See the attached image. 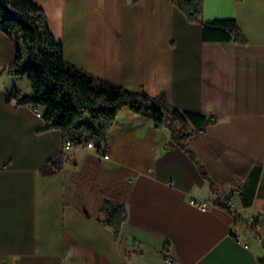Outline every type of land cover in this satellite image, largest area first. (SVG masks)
<instances>
[{"label": "crops", "instance_id": "crops-1", "mask_svg": "<svg viewBox=\"0 0 264 264\" xmlns=\"http://www.w3.org/2000/svg\"><path fill=\"white\" fill-rule=\"evenodd\" d=\"M33 1L67 61L211 124L192 156L125 106L101 146L66 149L60 129L9 98L32 82L8 72L15 45L0 29V264H262L264 0H205L204 21L234 17L247 39L227 43L205 41L172 0ZM61 153L63 168L43 172ZM106 199L126 206L119 238Z\"/></svg>", "mask_w": 264, "mask_h": 264}, {"label": "trees", "instance_id": "trees-1", "mask_svg": "<svg viewBox=\"0 0 264 264\" xmlns=\"http://www.w3.org/2000/svg\"><path fill=\"white\" fill-rule=\"evenodd\" d=\"M172 2L190 22L202 23L205 41L227 43L247 40L234 17L204 21L205 0ZM11 7L13 13L0 5V29L14 40L15 45V55L7 70L13 75L27 76L32 82V91L20 94L14 89L9 93V98L15 97L18 103L40 107L47 128L60 129L64 143L69 140L76 147L91 138L101 146L110 135L119 111L128 106L134 112L150 116L156 128L169 130L174 142L194 156L191 138L195 132L209 127L210 116L180 110L163 95L131 91L70 63L65 58L62 42L51 31L43 7L33 0H11ZM177 122L191 123L193 129L182 130ZM65 159L63 153L51 157L44 165L43 172L60 170ZM199 166L204 176L209 178L204 167ZM210 185L213 190L217 189L213 180H210ZM102 211L106 222L114 228L116 238H119L122 224L127 218L126 206L106 199ZM252 228L257 231L254 223ZM260 261L264 264V257Z\"/></svg>", "mask_w": 264, "mask_h": 264}, {"label": "built area", "instance_id": "built-area-1", "mask_svg": "<svg viewBox=\"0 0 264 264\" xmlns=\"http://www.w3.org/2000/svg\"><path fill=\"white\" fill-rule=\"evenodd\" d=\"M34 110H35V113L37 116L42 117V110L40 107H34ZM85 145L88 148L96 147L94 140L91 138H87ZM64 146L66 149H70L73 147L71 141H69V140L64 143ZM104 157L109 158V155L107 153H105ZM190 203L195 205V206H199L203 210H206L208 208V203L206 201H202V200H199V199L194 198V197L190 199ZM252 222L254 223L255 227L258 229L259 228V221L256 219H253ZM168 259L172 260L171 257ZM140 264H144V263H140Z\"/></svg>", "mask_w": 264, "mask_h": 264}, {"label": "water", "instance_id": "water-1", "mask_svg": "<svg viewBox=\"0 0 264 264\" xmlns=\"http://www.w3.org/2000/svg\"><path fill=\"white\" fill-rule=\"evenodd\" d=\"M0 5L9 13H13V9L11 7V0H0Z\"/></svg>", "mask_w": 264, "mask_h": 264}, {"label": "rangeland", "instance_id": "rangeland-1", "mask_svg": "<svg viewBox=\"0 0 264 264\" xmlns=\"http://www.w3.org/2000/svg\"><path fill=\"white\" fill-rule=\"evenodd\" d=\"M25 77H27V76H25ZM25 79H28V78H25ZM28 81H29V79H28Z\"/></svg>", "mask_w": 264, "mask_h": 264}]
</instances>
